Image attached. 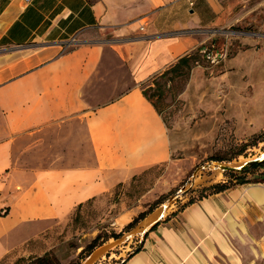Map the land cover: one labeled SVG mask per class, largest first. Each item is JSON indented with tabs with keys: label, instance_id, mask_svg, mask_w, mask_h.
Returning <instances> with one entry per match:
<instances>
[{
	"label": "crops",
	"instance_id": "0c3cea01",
	"mask_svg": "<svg viewBox=\"0 0 264 264\" xmlns=\"http://www.w3.org/2000/svg\"><path fill=\"white\" fill-rule=\"evenodd\" d=\"M222 12L221 0H0V263L168 160L143 86L196 50ZM238 187L157 222L120 264L226 256L230 225L264 214V184Z\"/></svg>",
	"mask_w": 264,
	"mask_h": 264
},
{
	"label": "rangeland",
	"instance_id": "374dc122",
	"mask_svg": "<svg viewBox=\"0 0 264 264\" xmlns=\"http://www.w3.org/2000/svg\"><path fill=\"white\" fill-rule=\"evenodd\" d=\"M221 3L223 22L203 34L190 54V69L173 66L143 86L166 127L168 160L78 207L69 222L37 240L41 248L31 257L50 252L61 264H120L140 246L148 217L118 239L109 238L112 233H120L149 207H154L152 214L161 211L160 222L196 200L201 189L227 181L220 166L234 169L264 153L263 136L256 147L229 162L212 160L231 157L264 132V0ZM154 90L159 96H153ZM246 216L241 230L235 232L234 225L227 229V255L216 254L211 264H264V214L257 221ZM96 235L106 240L79 259ZM22 257L28 256L0 264H16Z\"/></svg>",
	"mask_w": 264,
	"mask_h": 264
},
{
	"label": "trees",
	"instance_id": "16d2710c",
	"mask_svg": "<svg viewBox=\"0 0 264 264\" xmlns=\"http://www.w3.org/2000/svg\"><path fill=\"white\" fill-rule=\"evenodd\" d=\"M190 59H191L190 55L186 56V57H182L181 59H179L177 61V63L174 65L173 68L180 69V70L181 69H186V70L190 69V65H189ZM185 73H186V71H185ZM147 90H150V88H147ZM157 92L158 91L154 90L153 93H155V95H153V96H159V94H157ZM142 95L152 105V107L157 112L156 106L151 101V97H150V95L147 94L146 90H142ZM263 136H264V132L257 135V136H253L248 143L241 145V148L229 158H216V159H212V160H214L215 162H222V161L229 162L232 159H235L236 157L243 155L246 148L256 147V145L262 141ZM224 175L228 178L227 181H225L223 183H216V184H213L209 187L201 189L200 194L198 195L196 200L190 199L185 204H183L180 207V209L171 213V215L169 217L165 218V220H168L169 218L175 216L178 212H180L186 206H188V205H190L196 201H199L203 198L209 197L211 195L221 193L225 190L230 189L231 187L241 186V185H245V184H264V160L261 162L252 163V164H250V165H248V166H246L240 170L227 169L224 171ZM134 177L135 176H133L130 180H132ZM119 185H123V184H118L117 186H119ZM78 207H80V206H78ZM153 209H154V207H149L146 211L139 213L135 218H133L128 224H126L123 227V229L120 233H117V234L112 233L109 238L114 239V240L118 239L121 236V233L131 230L133 227H135V225L138 222L142 221L148 214H150L153 211ZM158 224L159 223L154 224L150 228V230H152ZM105 240L106 239L100 237L99 235H96L87 245H85L81 249V251L78 254V258L81 259V257L88 256L94 248L99 246ZM140 247H141V245L138 246L137 249H134L128 255V258L131 257L132 255L136 254L140 250ZM16 264H61V263L59 262L58 258L56 256H54L52 253L45 252L41 256H33V257L28 256L26 259L24 257H22V258L17 260Z\"/></svg>",
	"mask_w": 264,
	"mask_h": 264
},
{
	"label": "water",
	"instance_id": "95a60500",
	"mask_svg": "<svg viewBox=\"0 0 264 264\" xmlns=\"http://www.w3.org/2000/svg\"><path fill=\"white\" fill-rule=\"evenodd\" d=\"M222 18H223V14H222ZM222 22H223V21H222ZM222 22H221L220 24H222ZM220 24H219V25H220ZM263 160H264V153H263L258 159H256V160H251V161H247V162L241 164L240 166H238L237 168H234V169H235V170H240V169H242V168H244V167H246V166H248V165H250V164H252V163L261 162V161H263ZM220 169H221L222 171H225V170H227V169H232V168H228V167L220 166ZM174 197H176V196H174ZM167 204H168V203H167ZM162 216H163V215H162ZM158 220H159V219H157L155 222H153L145 232H147L148 230H150V228H151L154 224H156Z\"/></svg>",
	"mask_w": 264,
	"mask_h": 264
},
{
	"label": "bare ground",
	"instance_id": "6f19581e",
	"mask_svg": "<svg viewBox=\"0 0 264 264\" xmlns=\"http://www.w3.org/2000/svg\"><path fill=\"white\" fill-rule=\"evenodd\" d=\"M164 212H165V210L163 209V213H162V215L164 214ZM160 214H161V211H157V212H155L154 214H152L149 218H148V220H146V221H144L143 222V227L147 224V223H149L150 221H152L153 219H157L159 216H160ZM151 224V223H150Z\"/></svg>",
	"mask_w": 264,
	"mask_h": 264
}]
</instances>
